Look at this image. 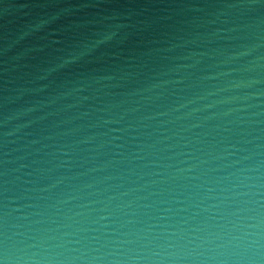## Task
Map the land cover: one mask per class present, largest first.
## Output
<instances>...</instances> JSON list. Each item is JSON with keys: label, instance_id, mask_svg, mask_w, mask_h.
<instances>
[{"label": "water", "instance_id": "1", "mask_svg": "<svg viewBox=\"0 0 264 264\" xmlns=\"http://www.w3.org/2000/svg\"><path fill=\"white\" fill-rule=\"evenodd\" d=\"M237 200L264 210V0H0V264H123Z\"/></svg>", "mask_w": 264, "mask_h": 264}, {"label": "clouds", "instance_id": "2", "mask_svg": "<svg viewBox=\"0 0 264 264\" xmlns=\"http://www.w3.org/2000/svg\"><path fill=\"white\" fill-rule=\"evenodd\" d=\"M129 251L152 255H133L123 264H264V210L237 200L215 222L181 234L171 243ZM59 264H73V260Z\"/></svg>", "mask_w": 264, "mask_h": 264}]
</instances>
